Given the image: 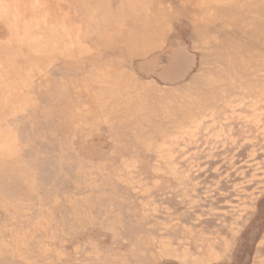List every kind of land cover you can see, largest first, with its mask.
<instances>
[{
  "label": "rangeland",
  "instance_id": "obj_1",
  "mask_svg": "<svg viewBox=\"0 0 264 264\" xmlns=\"http://www.w3.org/2000/svg\"><path fill=\"white\" fill-rule=\"evenodd\" d=\"M0 264H264V0H0Z\"/></svg>",
  "mask_w": 264,
  "mask_h": 264
}]
</instances>
